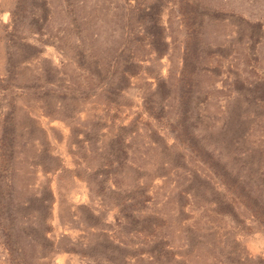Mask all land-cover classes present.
<instances>
[{
	"label": "rangeland",
	"instance_id": "1",
	"mask_svg": "<svg viewBox=\"0 0 264 264\" xmlns=\"http://www.w3.org/2000/svg\"><path fill=\"white\" fill-rule=\"evenodd\" d=\"M0 264H264V0H0Z\"/></svg>",
	"mask_w": 264,
	"mask_h": 264
}]
</instances>
